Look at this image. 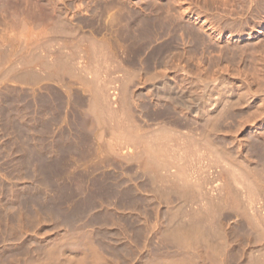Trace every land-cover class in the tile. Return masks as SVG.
<instances>
[{"label": "rangeland", "instance_id": "obj_1", "mask_svg": "<svg viewBox=\"0 0 264 264\" xmlns=\"http://www.w3.org/2000/svg\"><path fill=\"white\" fill-rule=\"evenodd\" d=\"M117 1L0 0V264L90 258L87 234L102 264L156 252L154 264H258L264 0L223 20L220 38L193 19L139 47L117 30L94 33L91 18L125 23L157 0ZM188 27L201 39L191 43ZM163 81L202 97L201 115L154 97ZM201 223L212 227L198 245L171 238Z\"/></svg>", "mask_w": 264, "mask_h": 264}, {"label": "bare ground", "instance_id": "obj_2", "mask_svg": "<svg viewBox=\"0 0 264 264\" xmlns=\"http://www.w3.org/2000/svg\"><path fill=\"white\" fill-rule=\"evenodd\" d=\"M260 1L261 0H248L247 1L248 3H247L244 0H236V1H220V0H181V1L175 0L174 1V0H171L168 2H162L160 0H157V1L151 2L152 8H153L151 11V14L145 15V16L131 15V18H127L125 20V23H123L122 21L123 19L120 17L115 18L114 16H108V20L106 22L105 20L103 21L102 19L96 18L97 16L93 15V17L91 18V25L93 26L92 27L93 29L91 30L92 31L93 30L102 31L104 28H110L113 30H117L118 32H122L123 34L125 33L127 37L131 38V42L134 45H137L139 47V46H144L145 44L159 37L165 36L166 33L168 32L170 33L172 29H175L177 27L189 26V27L194 28V26H191V23H193L192 20L194 19V22L196 24H200L199 29L204 30V31H210L212 34L216 33V36L220 38L223 35V33L227 31L226 27L222 25V22H225L223 20H226L230 18L231 16L233 17V15H237L239 13L241 14V12L244 14V11L247 13L248 12L253 13V11L256 10V12L258 13L257 9L258 10L260 9V7L258 8ZM117 2L118 3H114V5H119L120 9L129 8L128 7L130 4L129 1L119 0ZM94 8L95 7H93V9ZM210 15L211 16L213 15V17H210ZM26 22L29 23V21H26ZM257 23L258 21L255 22V24ZM246 24H249V23H246ZM189 27H188V34L191 37L190 38L191 43L192 42L194 43L197 40H200L202 36L198 32L199 30L197 31L195 29H190ZM249 27L252 28L251 26ZM96 31H93V32L96 33ZM233 31L228 32L229 37L237 35V33ZM92 38L95 42H101V40L98 39L97 37H92ZM121 64H123V61ZM127 71H130V70L127 69ZM167 85H168V82L163 81V86L161 89L159 90L153 89L152 94L154 95V97L158 98L162 96L165 98L167 97L170 98V96L168 95H174L175 98H171L173 107L178 108L181 111H185L188 115L190 114L201 115V109L205 107V106L199 105V102L202 101V97L197 98L193 96V94H191V91H184L182 89H178L177 88L178 86H174L173 84L171 86L170 83L168 85V88H169L168 91H165V88L167 87ZM113 97L115 98L116 95H113L112 98ZM127 150L128 151L121 152L122 157L127 158L128 156H131L133 154V150L132 148L130 149V146L127 147ZM261 184L262 185H260V187L263 186V183ZM200 218L201 217H199V219ZM210 219L211 218H209V221ZM207 220H205L204 222L206 223ZM200 221L203 222V219ZM203 223H201L203 226L202 225L196 226L194 227V230L193 228L192 229L188 228L189 230L180 229V230L171 231L169 233H171L172 235L171 238L175 242L181 243L183 247L196 246L200 243V241L205 240V238L209 237L208 235H210L209 229L212 226L210 225L205 226ZM213 229L214 227L212 228V230ZM78 230L79 228H70L68 231H66V234L67 236L73 235L75 233H78ZM21 231L22 230L20 229V232ZM82 233H85L84 235H86L88 231L82 232ZM86 236H87L88 241L90 240L89 242L90 243L89 248L91 250L90 258H88L83 253V251L80 250L79 252H77V254H75L74 256H71L72 257L71 261L68 262L67 264H79V261H81L80 264H102V258H101V255H99L100 252L98 251V248L96 247L95 243H93L92 241L93 236L89 234H87ZM50 250L51 249L48 245L43 248V251L46 252L45 256L50 253ZM186 252H188V250ZM196 254L198 257L203 256L201 250L199 249L197 250ZM50 255L51 254H49L48 257ZM159 255L160 254L157 252L149 254V256H147V258L143 261V264H154V262L158 260ZM77 257H79V259H77ZM257 263L264 264V258L258 261ZM28 264H46V263H43L40 260L35 261L31 258L30 260H28ZM185 264H188V263H185ZM200 264H205V263L200 262Z\"/></svg>", "mask_w": 264, "mask_h": 264}]
</instances>
